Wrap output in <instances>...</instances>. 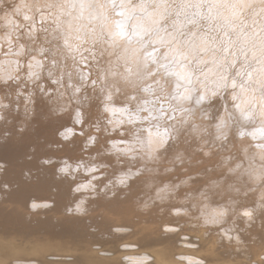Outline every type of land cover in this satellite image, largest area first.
Segmentation results:
<instances>
[{"label": "bare ground", "instance_id": "obj_1", "mask_svg": "<svg viewBox=\"0 0 264 264\" xmlns=\"http://www.w3.org/2000/svg\"><path fill=\"white\" fill-rule=\"evenodd\" d=\"M49 1L32 0L30 4L41 8ZM140 1L135 0L128 13L117 9V2L122 5L123 0L56 2L63 8L55 15L60 16L57 26L64 34L56 35L49 53L41 55L48 53V62L40 53L29 67L33 78L43 73L50 77L54 72L71 73L60 93L62 87L70 92L72 108L70 114L61 113L58 126L53 119L33 122L39 124L33 127L38 137L27 135L34 141L22 144L7 167L0 151V264H264V12L258 11L264 0ZM71 5L75 16L68 14ZM247 9L254 12L247 13L252 19L245 16ZM95 21L99 34L106 31L107 42L103 44L104 38L99 40L98 35L93 55L90 44L84 55L97 82L92 94L105 112L117 115L128 127L131 136L124 141L133 139L131 144L146 153L141 158L133 150L126 158H110L104 154L109 152L106 145L79 154L49 146L60 140L56 132L62 129L66 141L76 149L81 145L76 144L79 127L75 120L84 123L86 112L81 104L88 101L75 96L70 81L78 86L85 71L74 62V69L58 66L67 52L74 51L76 37H89ZM155 41L172 44L154 51ZM28 45L21 41L17 49ZM113 49L128 50L129 56L107 60ZM125 60L139 63L129 72ZM194 60L200 61L194 64ZM236 61L239 67L234 66ZM212 66L218 68L217 74ZM157 68L165 87L172 89V108L199 119L190 120L183 113L179 125L188 128L189 141L168 138L163 128L146 122L144 110L157 113L146 83ZM229 71L235 72L229 80L241 73L234 78L236 84L244 80L239 78L243 74L260 83L248 82L245 92L238 85L231 95L225 94V108L214 111L213 92ZM116 72L128 75L123 80L125 95L124 91L115 95L108 87L116 82ZM251 84L255 86L248 90ZM35 92L36 87L28 86L14 96L0 89V147L4 151L17 150L23 137L18 140L20 130L5 119L20 106L30 108ZM60 93L55 98L61 100L46 102V110H59L64 100L70 103ZM235 93L237 100L232 103ZM252 95L259 101L257 116L251 114ZM74 108L80 113L78 120ZM29 129L23 123L22 130ZM126 144L119 146L127 150L131 144ZM183 144L189 147L182 149ZM21 152L29 153L27 159L18 157ZM187 158L190 161L185 163Z\"/></svg>", "mask_w": 264, "mask_h": 264}, {"label": "rangeland", "instance_id": "obj_2", "mask_svg": "<svg viewBox=\"0 0 264 264\" xmlns=\"http://www.w3.org/2000/svg\"><path fill=\"white\" fill-rule=\"evenodd\" d=\"M57 1H59V0H51L47 4L42 6L41 8H38L36 3L30 4L32 2V0H0V89L2 91L7 92L9 95L15 96V95L23 94V92L25 91V89L28 86H31L33 88L36 87L35 99L30 104V108L23 109L22 106H20L19 108L15 109L13 111L15 114L12 117L10 116L9 118L5 119L6 122L8 121L9 124H11L12 128H14L15 130H20L19 132H21V135L18 137L16 136L18 138V140H20L21 136H23V137L18 142L19 145L17 144V146L15 147V148H17V150H13V149L8 148L7 150L4 151V149H6V148L1 149V147H0V151H2V153L5 154V157H6V158H4V160H2V157H0V163L2 160L3 161L2 164L4 166L6 165V163L11 164L10 163L11 160H9V158L12 155H13L12 156L13 158L16 156L14 154L23 146L22 144L29 145L30 142L34 141V138H32V137L31 138L30 137L25 138V137H27V135H30V134H33L35 136V133H34L35 130L33 129V127L39 126V124L33 125L32 124L33 122H36L37 120L46 121V120H52L53 119V120H57L55 125L58 126V124L60 123L58 121L62 117L61 113L70 114V112H71L72 95L70 94L69 91H67L63 87H62L63 92H62V94L60 93L61 92L60 86L64 82H68L66 80V77H67V75L70 76L71 73L67 74V73L54 72V76L50 77L48 75H45L44 73H43V75L40 76L39 72H38V76H40V77L36 78L37 77L36 76L35 78H33L32 77V69L29 67L30 64L33 61H35V56L37 54H40V53H41L40 57H42L41 59L42 60L45 59V61L48 62L49 61V58H48L49 54L48 53L51 50L50 46L52 45V40H54L56 38V35L61 36L64 34L61 29H58V26H57V22H58V19L60 18V16L55 15V12L61 13L63 11V8L57 4L58 3ZM136 1H138L137 3H141L140 0H136ZM134 2H135V0H123L122 5H121V2L120 3L117 2V6H118L117 9L121 8L122 13H126V12L128 13V11L131 9L130 5H134ZM172 2H174V1H172ZM124 3L126 4V6L123 5ZM68 8H69L68 14H72L75 16V6L71 5ZM258 8H259L258 9L259 13L264 12V7L263 8L258 7ZM260 8H261V11H260ZM77 12H79V10H77ZM137 12H139V11H136V13ZM41 13H44V15L43 14L40 15ZM247 13L249 15L254 14V12H252V9H247L245 16H247ZM114 15H118V14H114ZM120 15H122V14H120ZM249 15L247 16V18H249ZM249 19H252V18H249ZM94 24H95V26H94V28L92 27V29H93L92 32L90 30V32L92 33V37L90 38L91 33L88 34L89 37L87 36V38H86L87 41L85 40L86 36L80 37V38L76 37L74 40V44H73V50L74 51H72L71 53L67 52V54H69V55L72 54V55H70V56L68 55L67 56L68 58L64 55L62 58V61H61L62 64L60 66H58L64 70H67L69 67L70 68L72 67V69H74V66H72L73 65L72 63L74 62V65L78 64L85 71V74H89L88 76H85V74L82 76V78H81L82 82L78 86H77V83L75 84L73 81H70V83L73 84V87H75V90H74L75 96L81 97V98L88 101L85 104H81V109H84V111L86 112L84 116L82 114V116L84 118V123H82L81 125L79 123L82 122V120L79 119L80 113H79V111H77L78 108L74 105V107H76V109H77V110H75V108H74L76 113L78 112L77 114L75 113L74 110H72V114L74 111L73 115L78 117V118H76L77 120L79 119L77 122L75 120V123H76L75 126L80 128V129L78 128L75 132L79 136L76 144L77 145L81 144V145H80L79 149H76V147L72 145V142L70 140L66 141L68 138L66 135H64L65 132H63V129H62V130H60V131H62L61 134L58 133L60 131L56 132L57 138L60 140H55L54 145H49V146H54L55 148H57V151L58 150H62L63 152L67 151L66 153H68V154H75V153L79 154L83 150H86V151L90 150V149L94 150L95 148L96 149H105V148H103V146L106 145L109 148V152H106L104 154H106V155L110 154V158L112 156L114 158H117V159L126 158L127 157L126 155L128 154V152L132 151V150H133L132 153L134 151H138L137 153L134 154V156L141 158L143 156H146V153L142 152L143 149L140 148V146H137V145L135 146L134 144L132 145L131 143H133V139L130 142H128L127 140L124 141L125 138H128L131 136V132L129 131L128 127L123 126V124L118 120L117 115L110 116L107 112H105L103 110V108L100 107V104L98 102H95V96L92 94L93 89L97 86V82L90 74L89 68H90L91 64H89L88 62H85L86 61L85 59L87 58V56H84V55H87V52H89V51H91V52L94 51V50H92V48L95 49L94 46L97 44V41L102 40L104 38L103 44H106V42H107V40H105V37L107 36L106 31L100 30L103 32V34L104 33L105 34L103 35L102 32H101V34H99L100 32H98L99 30L97 29V28H99V23L97 21H95ZM28 32H32V34H27ZM214 32H216V31H214ZM152 34H153V32L148 33V37H151V39H153ZM98 35L100 36L101 39L99 38ZM94 37L96 38V41H95ZM97 37L99 38V40L97 39ZM233 37H235V36H233ZM83 38H84V40H83ZM88 38L91 39V41L88 40ZM230 40L231 39H229V41ZM21 41H23V44L29 43V45L26 46L22 50L17 49V47L20 46ZM136 41L137 40H134L133 42L136 44ZM171 44H172V41H169V42H167V41H155L154 42V47H155L154 51H160L165 47H169ZM87 45H89L88 47L90 48V50L87 47ZM90 46H93V47H90ZM86 50H89V51H86ZM149 51H151V50H149ZM46 52H48L46 56H41V55L45 54ZM146 52L147 51H145V53ZM93 53L94 52H92V55H93ZM90 54L88 53L89 56H90ZM89 56H88L87 61H90L92 63V59H89ZM91 56H90V58H92ZM116 56L127 57V56H129V51L128 50L119 51L117 49H113V54L107 53V60L113 59ZM71 57H73V58H71ZM83 59L85 61H83ZM199 61L200 60H194L193 63L196 64ZM229 61L230 60H228V59L225 61V64L228 66L230 65ZM165 62L166 63L164 65H166L168 63L167 61H165ZM133 63L134 62H132V61H126L125 60V64H129V67H128L129 72H132L133 71L132 69L137 67V64L139 62L137 64H133ZM50 65H51V62H50ZM197 65H199V64H197ZM234 66L235 67L240 66L238 64V61L235 62ZM183 67H185V65H183ZM245 69H247V66H245ZM197 70H198V68L195 67V71H197ZM211 70H212V72L215 71L217 74L218 68L212 66ZM233 73H235V72L229 71V72L225 73L226 77L221 82V86L219 87V90L213 92V95H216V99L213 97L212 102H211V107L214 111H219V110L225 108V106H226V99L224 97L225 94L228 93V95H231L232 90L235 89L238 85L244 86L245 90H243V92H245V91H247V88H246L247 83L254 80V78L249 77L246 74H243L239 78L244 79V80H240L236 84V81L234 80V78L237 77L238 75H240L241 73L237 72L235 74L233 80H229L233 77ZM115 74L118 75L116 82L115 83L112 82V84H108V87L111 88L112 92L115 95L121 96L123 94V91H124V95H125L127 87L126 88L124 87L123 80L127 79L128 75L124 76L122 73L120 74L119 72H116ZM92 75H94V74H92ZM2 76H3V78H1ZM161 77H162V71H161V69L159 70V68H157L155 70V74L152 75V78H149L148 81L146 82L147 86L149 87L148 94H150V100L155 104V106H156L155 111L157 112L154 115L153 113H148L151 111L144 110L146 117H147L146 122L149 125L151 123L154 126H157L159 128H163L165 130V134L167 135L168 138H171V139H174L175 137L181 138L182 139L181 143H183L184 141L188 140L189 135H190L186 130L188 128H186V127L181 128L179 125L183 121L182 116H183L184 112L182 113V110L179 107H177V108L173 107L172 108V106H171V103H172L171 98L173 96L172 89L165 87V83L161 81L162 80ZM254 81H256L257 83H260V79H256ZM206 82H207V80L205 78H202L201 83L206 84ZM116 83H117V86H116ZM120 84H122L123 87H119ZM253 86H255V85L254 84L249 85L248 90L252 89ZM258 90L261 91L260 89H258ZM58 93H60V95L62 96L63 99L70 100V103H68L67 101L64 100L63 101L64 102L63 107H61L59 110L58 109L46 110V108H45L46 102L61 100L60 98H55L56 96H58ZM255 93H257V90H255V92L253 94H255ZM196 94H198V93H196ZM263 94H264V92H263ZM237 96H238V93H235L234 96L232 97V99L230 100V102L235 103L237 100ZM255 98H256V95L255 96L252 95V99H251L252 102L250 101V105L252 107L251 114L254 116H257L256 115L257 114V106L256 105L259 101ZM134 107H136V106L134 105ZM77 115H79V116H77ZM184 115L188 116L187 113H184ZM75 116L73 117V120L75 119ZM14 117H19V119L14 118ZM194 117H191V115H190L187 118H189L190 120L196 119V121L198 122V120H199L198 117H196L195 115H194ZM148 118H150V119H148ZM86 119H87V124L85 122ZM240 121H243V119L240 118ZM23 123H25L26 127H29L30 129L29 130H22ZM241 129H243V128L241 127ZM189 130H191V129H189ZM37 135H39V133L36 134V136ZM14 136L15 135H12L10 138H12V137L16 138ZM22 139H23V141H22ZM28 139H30V140H28ZM2 141H5V140H2ZM64 143H66L69 146L67 149H65V147L63 145ZM124 143L125 144L128 143L129 145L131 144L133 147L130 145L129 146L130 148L128 147L129 149L123 150V148H121L119 145H121V144L125 145ZM128 144H126V145H128ZM136 144H138V143H136ZM186 144H183L182 149L189 147ZM184 146H185V148H184ZM155 148L156 147L153 146L152 151H154ZM179 150H180L179 152H182L181 148ZM9 154H11V155H9ZM95 154L97 155V153H95ZM104 154H103V156H104ZM121 154L124 157H122ZM26 155L29 156V153ZM26 155H25V153L21 152V155L19 154L18 157L19 158L24 157V159L25 158L27 159V157H25ZM202 156L203 157H206V156L209 157L208 154H204V153ZM106 157L109 158V156H106ZM173 157L176 158V155L171 156V158H173ZM189 159L190 158H187L186 160H184L185 163H188V161H190ZM79 164H81V163H79ZM180 164H182V163H180ZM180 164H178V165H180ZM3 165H2V167H3ZM6 167H7V165H6ZM3 168L5 169V167H3ZM207 168H210V167L207 166ZM11 171L12 170L9 169V171H6V172H11ZM172 171H175V170H172ZM79 174H81V172ZM97 178L98 177L96 176L94 178L92 177L91 179L93 180V179H97ZM71 179H72V177H71ZM76 179H78V177H76ZM84 179H85L84 177L81 178L80 179L81 182ZM80 180H79V182H80ZM89 192L93 193V191H91V190Z\"/></svg>", "mask_w": 264, "mask_h": 264}, {"label": "snow or ice", "instance_id": "obj_3", "mask_svg": "<svg viewBox=\"0 0 264 264\" xmlns=\"http://www.w3.org/2000/svg\"><path fill=\"white\" fill-rule=\"evenodd\" d=\"M245 215H247V213H245Z\"/></svg>", "mask_w": 264, "mask_h": 264}]
</instances>
